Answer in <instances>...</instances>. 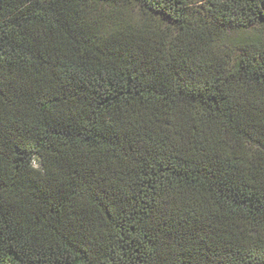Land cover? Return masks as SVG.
Returning <instances> with one entry per match:
<instances>
[{
	"label": "trees",
	"instance_id": "1",
	"mask_svg": "<svg viewBox=\"0 0 264 264\" xmlns=\"http://www.w3.org/2000/svg\"><path fill=\"white\" fill-rule=\"evenodd\" d=\"M255 26L264 0H0V264H264Z\"/></svg>",
	"mask_w": 264,
	"mask_h": 264
},
{
	"label": "rangeland",
	"instance_id": "2",
	"mask_svg": "<svg viewBox=\"0 0 264 264\" xmlns=\"http://www.w3.org/2000/svg\"><path fill=\"white\" fill-rule=\"evenodd\" d=\"M135 14L138 15V12H136ZM229 38L235 43L255 40H260L264 43V27L255 26L251 29L231 31L229 32ZM35 166L39 167V163L35 162Z\"/></svg>",
	"mask_w": 264,
	"mask_h": 264
}]
</instances>
